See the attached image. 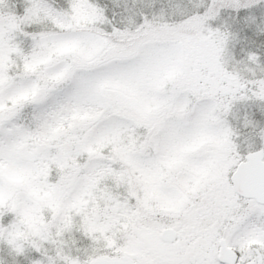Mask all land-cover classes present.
<instances>
[{"label":"snow or ice","instance_id":"obj_1","mask_svg":"<svg viewBox=\"0 0 264 264\" xmlns=\"http://www.w3.org/2000/svg\"><path fill=\"white\" fill-rule=\"evenodd\" d=\"M261 37L264 0H0V264H264Z\"/></svg>","mask_w":264,"mask_h":264},{"label":"rangeland","instance_id":"obj_2","mask_svg":"<svg viewBox=\"0 0 264 264\" xmlns=\"http://www.w3.org/2000/svg\"><path fill=\"white\" fill-rule=\"evenodd\" d=\"M260 39H264V37H261ZM240 55L241 54L237 50V58H239ZM232 67H233V65L230 63L229 69L231 70ZM236 67L238 70L241 68L240 65H237ZM246 110H248V109H246L245 106L237 105V107H236L237 118L232 121L233 124L237 127V129L241 133L245 132V130L241 127V120H242L243 114ZM250 114L256 119L264 120V118H262L260 116V113L254 107L251 109ZM64 238L70 246H74V247H84L90 243L89 239L86 236H84V234L81 231H78L75 228L71 232L65 233ZM0 258L10 259L6 256V253L2 249H0Z\"/></svg>","mask_w":264,"mask_h":264}]
</instances>
